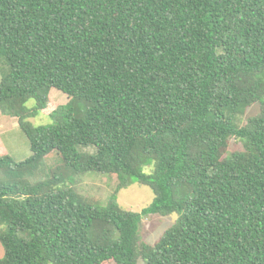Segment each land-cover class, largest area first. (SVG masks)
I'll return each instance as SVG.
<instances>
[{"label": "trees", "instance_id": "1", "mask_svg": "<svg viewBox=\"0 0 264 264\" xmlns=\"http://www.w3.org/2000/svg\"><path fill=\"white\" fill-rule=\"evenodd\" d=\"M0 75L32 151L0 141V264H264V0H0ZM89 172L154 200L102 204L74 186ZM173 213L143 240L145 216Z\"/></svg>", "mask_w": 264, "mask_h": 264}, {"label": "rangeland", "instance_id": "2", "mask_svg": "<svg viewBox=\"0 0 264 264\" xmlns=\"http://www.w3.org/2000/svg\"><path fill=\"white\" fill-rule=\"evenodd\" d=\"M50 98L53 103L57 105L67 104L69 100L66 93L55 88L52 89ZM35 105L36 103L34 100H30L27 103L29 108H34ZM259 112V104L250 106L243 115L238 117V124H246L249 118L258 115ZM30 121L34 125H47L53 122L50 116L43 113L31 118ZM0 141L4 151L16 161H23L32 155L29 138L20 128L16 117L0 114ZM82 150L91 153L95 152L94 147H88ZM238 150H243L242 142L234 138L231 139L229 152ZM58 163H60V158L56 153L51 154L47 158V166L49 169L56 167ZM146 171L150 172V169ZM119 183L120 181L117 174L89 172L81 176L74 186L78 192L96 201H100L102 204H107V202L116 195L122 207L136 212H141L153 202L155 197L153 190L149 186L140 183L137 177H129V184L120 190ZM178 218V213L166 216L159 214L145 216L140 227L143 240L149 244H154L167 229L175 224ZM4 255L5 249L0 241V258L4 257ZM138 264H145V262L141 260Z\"/></svg>", "mask_w": 264, "mask_h": 264}]
</instances>
